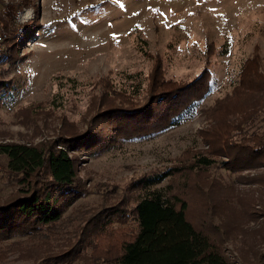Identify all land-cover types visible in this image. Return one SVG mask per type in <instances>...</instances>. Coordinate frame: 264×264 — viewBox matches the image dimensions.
I'll return each mask as SVG.
<instances>
[{
    "label": "rangeland",
    "instance_id": "obj_1",
    "mask_svg": "<svg viewBox=\"0 0 264 264\" xmlns=\"http://www.w3.org/2000/svg\"><path fill=\"white\" fill-rule=\"evenodd\" d=\"M0 16L11 30L0 21V83H6L0 144L52 145L60 137L115 127L105 112L147 105L155 74L177 86L203 77L212 85L192 119L178 127L116 132L103 153H71L89 194L67 208L58 234L2 241L0 264H42L57 256L61 264H94L79 233L83 216L98 207L134 205L133 182L207 153L205 111L232 93L246 63L264 65V0H0ZM23 34L26 42L14 48ZM255 127L264 129L263 116ZM185 176L157 188L186 193L190 221L234 264H260L264 169ZM22 187L0 156V205ZM235 229L236 236L229 235Z\"/></svg>",
    "mask_w": 264,
    "mask_h": 264
},
{
    "label": "trees",
    "instance_id": "obj_2",
    "mask_svg": "<svg viewBox=\"0 0 264 264\" xmlns=\"http://www.w3.org/2000/svg\"><path fill=\"white\" fill-rule=\"evenodd\" d=\"M0 21L9 31V21L1 16ZM15 40L14 48L26 42L24 34ZM162 79L155 74L147 105L105 112L115 127L60 137L52 145L0 144V156L23 186L18 195L0 205V243L14 237L30 241L60 232L67 208L89 194L80 178L79 160L71 153H103L113 144L116 132L155 134L178 127L192 119L212 89L209 77L181 86ZM0 85V92L5 91L6 83ZM262 110L264 65L253 59L242 68L232 93L205 111L210 128L205 138L207 153L195 156L192 164L177 165L133 182L128 190L138 194L134 205L98 207V211L90 209L83 216L79 233L87 249L93 250L94 264L99 260L108 264H234L210 234L190 221L187 194L157 187L177 176L189 179L209 170L234 174L263 171L264 129L255 127L258 117L264 118ZM109 195L104 194L102 205ZM231 200L224 203L234 208ZM237 229L229 235H235ZM221 236L226 234L221 231ZM61 260L57 256L42 264H61ZM260 264H264V254Z\"/></svg>",
    "mask_w": 264,
    "mask_h": 264
}]
</instances>
